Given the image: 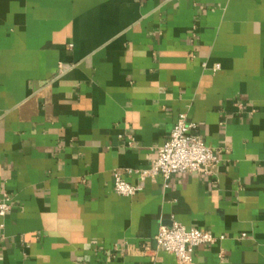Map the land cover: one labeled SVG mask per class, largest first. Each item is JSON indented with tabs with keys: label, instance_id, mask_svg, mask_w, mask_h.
<instances>
[{
	"label": "crops",
	"instance_id": "0c3cea01",
	"mask_svg": "<svg viewBox=\"0 0 264 264\" xmlns=\"http://www.w3.org/2000/svg\"><path fill=\"white\" fill-rule=\"evenodd\" d=\"M181 113L213 175L141 182ZM0 188V264H264V0H0Z\"/></svg>",
	"mask_w": 264,
	"mask_h": 264
},
{
	"label": "built area",
	"instance_id": "2783aa9c",
	"mask_svg": "<svg viewBox=\"0 0 264 264\" xmlns=\"http://www.w3.org/2000/svg\"><path fill=\"white\" fill-rule=\"evenodd\" d=\"M196 131V125L189 122L186 113L179 114L167 141L155 151L150 168L139 172L140 181L161 176L167 183L171 176L184 174L212 176L219 163L218 156L205 146ZM142 189L141 183L134 186L119 173L113 175V191L119 197L133 198ZM13 207L8 193L0 188V231L4 229L3 221ZM222 240L224 237L217 238L208 232L187 229L175 221L169 226H161L154 237L157 249L173 256L177 264H194L193 253L197 247Z\"/></svg>",
	"mask_w": 264,
	"mask_h": 264
}]
</instances>
